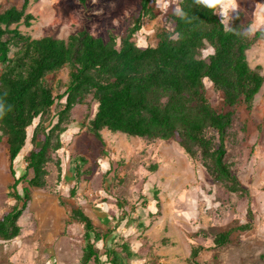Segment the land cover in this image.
Returning <instances> with one entry per match:
<instances>
[{
  "label": "rangeland",
  "instance_id": "obj_1",
  "mask_svg": "<svg viewBox=\"0 0 264 264\" xmlns=\"http://www.w3.org/2000/svg\"><path fill=\"white\" fill-rule=\"evenodd\" d=\"M178 3L157 1L161 15L144 22L135 38L139 46L155 45L162 15L173 13ZM18 5L19 0H0V11ZM221 5L225 11L235 7L231 15L240 13L243 25L255 30L264 26V0H222ZM138 9L139 0H89L86 5L77 0H31L27 13L34 19L19 30L33 39H62L85 29L104 41L112 34L119 43ZM247 61L253 69L261 67L264 75V40L248 50ZM68 72L64 67L46 76L54 95L65 91ZM208 98L221 109L219 94L209 90ZM95 111L88 97L71 113L63 148L46 167L45 187L32 190L18 222L19 237L0 240V264H81L84 230L70 218L77 208L97 229L112 232L107 248L115 242L130 246L135 260L125 259V264H192L193 247L202 248L196 260L203 264H264V85L252 113L235 109L225 141V160L247 190L241 198L215 187L200 163L174 139L149 141L104 130L103 141H97L89 131ZM30 148L28 143L23 155ZM16 161L14 170L20 173L24 164ZM8 164L6 149L0 146V217L15 204ZM74 187L76 196L71 197ZM244 225L251 228L240 231ZM223 232H231L228 241L217 246L215 237Z\"/></svg>",
  "mask_w": 264,
  "mask_h": 264
},
{
  "label": "trees",
  "instance_id": "obj_2",
  "mask_svg": "<svg viewBox=\"0 0 264 264\" xmlns=\"http://www.w3.org/2000/svg\"><path fill=\"white\" fill-rule=\"evenodd\" d=\"M30 1L19 0L18 6L0 11V104L10 108L0 117V146L7 152L13 180L9 189L15 201L0 217V240L10 242L19 237L18 222L31 201L32 190L45 187L46 167L53 161L52 155L63 148L70 115L88 97L96 104L89 131L97 141H103L104 130L149 141L174 139L200 163L215 187L240 198L247 195L225 160V141L235 109L252 113L264 85L261 67L253 69L247 61L248 50L264 40V26L245 38L235 34L248 26L242 24L240 13L231 21L233 31H225L220 24L219 13L214 11H220L222 0L215 10L198 5L196 0H179L183 18L175 11L162 15L155 45L139 46L135 38L144 22L161 15L156 8L158 0H139V9L119 43L112 34L104 41L85 29L62 39H33L19 30L21 24L29 27L34 19L27 13ZM77 1L86 5L89 0ZM64 67L69 69L65 91L54 95L45 78ZM209 90L219 94L221 109L212 106ZM28 143L31 148L23 155ZM17 159L24 164L20 173L14 170ZM55 166L59 171L58 159ZM76 192L77 187L71 189V197ZM156 207L160 208L158 201ZM70 218L84 230L81 264L135 260L125 242L107 248L112 232L97 229L82 209H72ZM250 228L244 225L239 230ZM230 233L217 234L216 245L226 244ZM201 250L191 249L192 264H203L196 260Z\"/></svg>",
  "mask_w": 264,
  "mask_h": 264
},
{
  "label": "clouds",
  "instance_id": "obj_3",
  "mask_svg": "<svg viewBox=\"0 0 264 264\" xmlns=\"http://www.w3.org/2000/svg\"><path fill=\"white\" fill-rule=\"evenodd\" d=\"M196 3L198 5L205 7V8H210V9L215 10L217 7V4H218V0H196ZM220 7H221V10L219 12L214 11V14L219 13V15L221 17L220 24L222 25V27L224 28L225 31H233L234 30L233 27L230 26L231 21L233 19L231 13L234 12L236 10V8L232 7V8H229L227 11H225L223 5H221ZM175 12L181 18H183V16L185 15V13L180 8H177L175 10ZM235 34L240 35V36L245 37V38H248V37H251L255 34V29H254L253 25L249 24L248 26L244 27L241 32H236ZM5 95H6V93H5ZM6 111H10V108L5 109L3 104H0V117H3L6 113Z\"/></svg>",
  "mask_w": 264,
  "mask_h": 264
}]
</instances>
